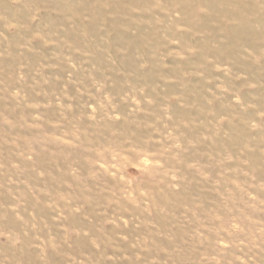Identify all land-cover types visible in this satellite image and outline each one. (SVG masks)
<instances>
[{"label": "rangeland", "instance_id": "1", "mask_svg": "<svg viewBox=\"0 0 264 264\" xmlns=\"http://www.w3.org/2000/svg\"><path fill=\"white\" fill-rule=\"evenodd\" d=\"M0 264H264V0H0Z\"/></svg>", "mask_w": 264, "mask_h": 264}]
</instances>
